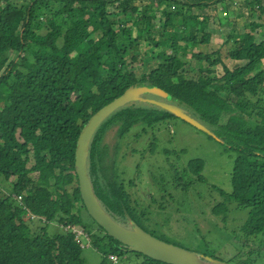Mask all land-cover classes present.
<instances>
[{
    "label": "trees",
    "instance_id": "trees-1",
    "mask_svg": "<svg viewBox=\"0 0 264 264\" xmlns=\"http://www.w3.org/2000/svg\"><path fill=\"white\" fill-rule=\"evenodd\" d=\"M227 1L0 0V175L6 185L15 180L7 186L8 195L0 193V264H85L86 249L100 253V264H118L131 252L92 217L98 228L87 220L75 151L90 117L132 85L165 90L167 99L209 126L213 135H206L234 157L233 191L212 186L221 198L212 213L227 224L236 205L249 217L228 239L235 249L230 260L214 251L204 255L230 264H260L254 255L261 252L255 244L262 247L264 235V41L258 43L256 33L264 27V0H247L252 11L262 10L263 22L248 23L250 31L230 37L235 40L230 58L242 66L230 69L219 52H194L211 39L205 32L211 17L194 14V8ZM159 10L166 18L164 33L156 29ZM117 16L129 20L120 24ZM180 18L182 27L176 24ZM143 57L153 60L152 71L134 68ZM194 60L196 72L190 69ZM218 66L225 67L223 76H216ZM174 117L158 105L128 103L96 132L90 176L96 195L120 224L133 222L148 233L153 213L129 190L137 186L142 171L129 181L120 177L118 149L134 131L146 134ZM115 127L119 141L111 155L105 138ZM159 147L155 134L141 157L157 154ZM204 166L199 158L179 168L173 165L172 176L162 181L164 193L167 185L186 193L204 183ZM52 226L60 229L54 235ZM136 254L143 261L135 264H167Z\"/></svg>",
    "mask_w": 264,
    "mask_h": 264
},
{
    "label": "rangeland",
    "instance_id": "rangeland-1",
    "mask_svg": "<svg viewBox=\"0 0 264 264\" xmlns=\"http://www.w3.org/2000/svg\"><path fill=\"white\" fill-rule=\"evenodd\" d=\"M165 6L169 9L173 8L170 3H166ZM262 9L264 10V5ZM194 14L211 17L209 25L205 29V32L210 33L211 39L207 45L198 47L194 52L202 55L219 52L221 60L230 69L242 66L243 63H236L230 58L231 51L235 49V40H231L230 37L235 32L250 31L246 27L248 23L250 24L257 20L263 22L262 10L252 11L248 7L247 0H228L225 4L213 5L209 6V8L196 7L194 8ZM116 19L122 24L129 20V16H117ZM155 19L156 29L164 33V22L166 20L164 11H157ZM176 24L182 27V18L177 20ZM198 27L200 28V25ZM197 35L200 37V34ZM256 35L258 43L264 41L263 26L257 30ZM198 39L201 40L200 38ZM128 45L131 44L126 42V46ZM139 51L145 53V46L141 47L140 45ZM79 53L77 52L74 55L75 59H77ZM126 59L131 64V56ZM142 59L143 63L140 62V64L138 63L139 65H134L136 71H152L153 60L147 57ZM12 60H14V56L10 58L9 62ZM190 69L196 72L198 62L192 61ZM260 69L264 70V62ZM215 70L216 76L225 74L224 66H218ZM132 103L147 105L146 102L141 101H133ZM116 132L117 129L115 127V129L108 132L105 138V142L110 147L111 155L114 154L115 147L119 141ZM138 133H142L139 138L136 137ZM155 134L160 139V147L157 154L149 157L145 154L142 158L141 151L147 147ZM118 150L116 157L117 169L121 178L129 181L139 171H142V173L140 172V177L139 175L137 177V186L134 189L131 187L129 190L133 191L134 198L140 200L143 209L153 213V220L147 224L146 228L150 235L203 255L204 252L214 251L217 256L228 260H230V256L235 255V249L231 246V241H228V239H233L234 231L247 222L249 212L240 210L236 205H232L227 224L221 223L219 218H216L212 213V208L221 200L212 186H217L227 192L233 191L232 172L234 169V157L225 150L219 141L209 138L194 123L177 116L161 123L158 129H149L146 134H143L142 129L134 131L126 137L123 146ZM167 151L171 152L170 156H168ZM145 157L147 158L144 160ZM197 158L202 159L205 163L203 174L206 181L197 183L192 190L186 193L184 190L177 191L178 189L174 188L175 186L167 185L166 193H164L162 181L170 178L174 173L171 167L173 165L178 168L179 166H185L191 160ZM137 164H142L140 170L136 168ZM14 182L15 180H12L6 185L3 182V176L0 175V193L8 195L7 186H12ZM169 191L170 194L175 195V199L170 194L168 195ZM142 195L144 197L141 199ZM163 196L167 200H164ZM162 203L165 205L163 208L160 207ZM90 217L89 214H86L87 220L98 228ZM121 224H124L123 226L126 228L134 226L133 222L125 224V222L121 221ZM59 230V227L52 226L50 233L54 235ZM95 232L100 233L97 229H95ZM76 233L79 237L82 231L76 229ZM260 237L259 242H262V247L258 244L255 245L258 248L257 250L261 249L262 253L254 255V257L259 259L260 264H264V235ZM84 258L86 259L85 264H100L102 260L100 253L93 249H86ZM142 261L143 256L128 252L124 257L120 258L118 264H135Z\"/></svg>",
    "mask_w": 264,
    "mask_h": 264
},
{
    "label": "water",
    "instance_id": "water-1",
    "mask_svg": "<svg viewBox=\"0 0 264 264\" xmlns=\"http://www.w3.org/2000/svg\"><path fill=\"white\" fill-rule=\"evenodd\" d=\"M133 101L146 102V104H154L166 108L175 115L194 123L204 133L213 135L209 127L192 115L185 107L167 99L165 90L145 85L128 87L120 96L102 106L90 117L77 141L75 172L78 177L81 198L88 214L109 237L121 242L127 247L128 251L140 253L167 264H229L166 242L146 233L135 224L132 228L124 227L105 209L96 195L90 176V148L92 141L101 124L108 117Z\"/></svg>",
    "mask_w": 264,
    "mask_h": 264
},
{
    "label": "built area",
    "instance_id": "built-area-1",
    "mask_svg": "<svg viewBox=\"0 0 264 264\" xmlns=\"http://www.w3.org/2000/svg\"><path fill=\"white\" fill-rule=\"evenodd\" d=\"M20 199H21V198H20ZM81 235H82V233H81ZM81 235H80V236H81ZM111 259L115 260V258H114V257H112Z\"/></svg>",
    "mask_w": 264,
    "mask_h": 264
}]
</instances>
